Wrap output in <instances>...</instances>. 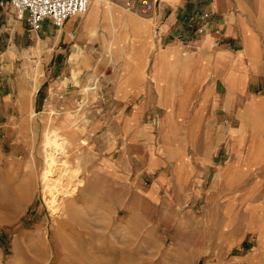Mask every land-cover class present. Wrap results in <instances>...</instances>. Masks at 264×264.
Listing matches in <instances>:
<instances>
[{"label":"rangeland","instance_id":"1","mask_svg":"<svg viewBox=\"0 0 264 264\" xmlns=\"http://www.w3.org/2000/svg\"><path fill=\"white\" fill-rule=\"evenodd\" d=\"M120 1L98 2L104 28L88 39L35 48L2 33L15 17L0 6V264H264V166L241 178L240 164L256 135L232 130L195 161L197 137L167 133L154 97L131 96L141 82L112 38ZM245 121L264 129L252 109ZM50 131L69 142L50 173L71 195L43 188ZM184 146L185 191L170 164Z\"/></svg>","mask_w":264,"mask_h":264},{"label":"crops","instance_id":"2","mask_svg":"<svg viewBox=\"0 0 264 264\" xmlns=\"http://www.w3.org/2000/svg\"><path fill=\"white\" fill-rule=\"evenodd\" d=\"M120 2L114 5L119 36L112 38L113 45L126 48L133 65L132 76L141 82L131 96H142L144 104L154 97L167 133L197 137L191 145L194 159L200 164L211 163L216 148L232 130L255 134L251 153L241 159L240 164H245L241 178L254 167L262 168L264 129L248 128L245 120L251 109L264 119V0H159L150 16L127 13L122 7L125 0ZM98 7L94 5L90 12L68 18L61 27L45 19L37 31L30 30L24 20L8 19L2 33H8L9 41L17 48L69 44L75 36L78 40L88 39L94 28H104L101 18L106 9ZM205 12L208 18L203 22L200 16ZM155 22L160 28L157 40L152 34ZM216 40L219 45H215ZM144 104L136 108L141 114ZM235 118L238 122L232 126ZM184 147L178 148L179 155L170 161L171 165L174 161L182 163L180 175L174 174L173 167L172 174L182 180L183 191L190 174Z\"/></svg>","mask_w":264,"mask_h":264},{"label":"built area","instance_id":"3","mask_svg":"<svg viewBox=\"0 0 264 264\" xmlns=\"http://www.w3.org/2000/svg\"><path fill=\"white\" fill-rule=\"evenodd\" d=\"M92 0H0V6L9 3L17 20H24L29 29L37 31L43 20L48 19L56 27H61L70 17L84 15ZM159 0H138L126 2L127 8L141 16H150L155 12ZM201 20L205 22L208 13H203ZM153 37H160L159 23H154ZM219 45V40L215 41Z\"/></svg>","mask_w":264,"mask_h":264},{"label":"bare ground","instance_id":"4","mask_svg":"<svg viewBox=\"0 0 264 264\" xmlns=\"http://www.w3.org/2000/svg\"><path fill=\"white\" fill-rule=\"evenodd\" d=\"M95 1H97V3H95L96 6L99 5L98 2L99 3L101 2V0H92L87 11H89L91 5ZM57 133L55 131H50L47 137V147H48V150L50 151L51 156L48 157V160H47L46 168H47L48 176H46V178L43 181V188L45 191H50V192L52 189L57 188V190L60 192L59 194L64 195V196L71 195L69 192L70 189L68 190L67 189L68 187L63 185V183H61V180L56 178V176H53L54 173H50V171H52V168L56 166L58 162V157L64 154L65 144L69 143L65 141V139H62L59 135H57ZM51 194L54 195L56 193L51 192Z\"/></svg>","mask_w":264,"mask_h":264}]
</instances>
